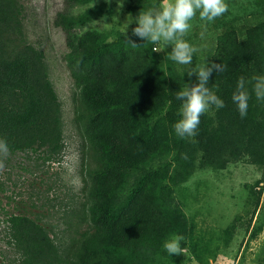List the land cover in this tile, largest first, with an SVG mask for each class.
<instances>
[{"label": "trees", "instance_id": "1", "mask_svg": "<svg viewBox=\"0 0 264 264\" xmlns=\"http://www.w3.org/2000/svg\"><path fill=\"white\" fill-rule=\"evenodd\" d=\"M63 1L65 10L54 23L66 36L65 61L77 87L74 124L82 139L84 200L66 210L68 238L59 237L57 224L46 222L44 214L34 219L5 212L7 243L18 264H157L171 234L186 231L187 240L195 242V224L181 214L176 200L150 188V182L163 180L168 187V180L179 184L188 179L172 171L171 163L187 162V171L245 158L264 166V100L256 99L252 81L264 75V13L254 24L218 34L205 64L226 66L222 73L213 71L208 84L225 107L213 105L201 115L192 143L174 130L182 104L176 94L186 87L185 80L165 79L171 68L162 63L164 78L155 77L158 60L132 53L123 34L84 31L107 12L106 4ZM141 1L129 10L139 15L154 6V0ZM86 6L77 15L70 11ZM24 14L21 0H0V139L9 154H34L45 165L65 155L63 105L44 50L28 39ZM196 76L187 77V86L198 82ZM240 77L250 94L244 118L232 100ZM175 214L180 217L174 219Z\"/></svg>", "mask_w": 264, "mask_h": 264}, {"label": "rangeland", "instance_id": "2", "mask_svg": "<svg viewBox=\"0 0 264 264\" xmlns=\"http://www.w3.org/2000/svg\"><path fill=\"white\" fill-rule=\"evenodd\" d=\"M21 2L25 7L24 23L28 39L44 50L50 78L63 105L66 149L63 160L45 165L34 154L28 157L21 153H8L4 158V168L0 169V264H18V257L6 239L5 212L22 213L34 219L44 214L46 222L57 224L59 237L68 238L70 229L64 224L66 210L84 200L80 192L82 139L74 124L73 97L77 87L65 61L69 51L66 36L54 23L57 14L65 10V3L63 0ZM141 2L94 0L88 7L106 4L107 12L84 31L107 30L123 34L128 50L131 42L137 45L131 48L132 53L138 51L140 58L158 60V70L153 72L155 77L164 78V64L171 68L165 79L180 78L185 80L186 87L187 77L196 76L189 73L204 65L214 53L220 32L230 26L238 30L254 24L264 13V0H226L228 11L212 22L201 21L197 12L191 21L190 31L184 37L196 51L192 63L182 65L170 59L171 44L163 41L153 44L133 35V29L138 26L135 22L138 15L129 9L130 6L139 8ZM159 3L160 0L153 1V5ZM88 7L70 11L77 15ZM105 17L107 19H103ZM179 110L180 107L177 112ZM175 165L171 163L172 171L185 176L188 174V179L179 184L168 180V187L163 186V180L150 182L149 187L159 193L162 191L165 198L177 201L181 214L193 220L196 238L195 242H189V236L186 238L183 234L186 231L171 234L169 239L176 235L183 237L181 247L187 249L186 254L170 255L164 248L166 254L157 264H264V166L253 165L248 158L228 162L219 168L210 164L195 165L189 171L187 162ZM32 204L37 207H32ZM179 217L175 214L174 219Z\"/></svg>", "mask_w": 264, "mask_h": 264}, {"label": "clouds", "instance_id": "3", "mask_svg": "<svg viewBox=\"0 0 264 264\" xmlns=\"http://www.w3.org/2000/svg\"><path fill=\"white\" fill-rule=\"evenodd\" d=\"M228 8L226 0H160L158 5L140 11L135 18L138 26L133 29V35L153 44L161 41L171 44L170 59L188 65L192 63L196 49L186 42L184 37L190 31L191 21L197 12L201 21L212 22L225 14ZM201 36L203 37V32ZM131 43L134 47L137 46L134 42ZM225 68L226 66L221 63H208L189 73L190 76L195 73L198 82L192 86L188 85L176 94V99L182 101L179 110L181 119L174 125L178 137L191 139V142L195 143L193 138L197 135L201 115L213 105L217 109L225 107L224 101L208 86L213 71L222 73ZM252 81L256 99L264 100V75L253 76ZM249 99L245 79L240 77L232 100L237 105L241 118L247 115ZM8 153L7 142L0 139V169L4 168V158ZM183 158H188L186 153L183 154ZM182 240V236L176 235L164 243V248L170 255L186 254L187 249L181 247Z\"/></svg>", "mask_w": 264, "mask_h": 264}]
</instances>
